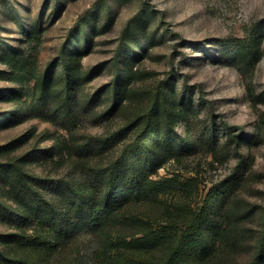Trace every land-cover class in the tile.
<instances>
[{
    "label": "rangeland",
    "instance_id": "1",
    "mask_svg": "<svg viewBox=\"0 0 264 264\" xmlns=\"http://www.w3.org/2000/svg\"><path fill=\"white\" fill-rule=\"evenodd\" d=\"M134 20L138 23L133 37L142 48H135L131 55L141 56L134 61L141 76L130 87L133 93L124 105L111 112L107 92L115 79L120 40ZM81 24L84 28L79 29ZM77 33L81 47L88 49L82 51L86 54L82 71L92 76L72 92L78 115L74 145L91 147L99 141L97 137L115 134L145 111L166 83L174 86L185 111L180 132L191 150L179 163L166 162L152 178L198 177L192 196L164 199L193 211L211 199L214 189L231 181L224 211L232 212L231 223L241 232V242L226 250L219 262L206 264L251 262L264 222V0H0V55L19 49L31 56L38 73L59 69L60 58ZM256 35L258 60L230 62L232 49ZM0 72H10L9 67L0 62ZM62 84L57 81L56 87ZM33 85L0 79V90L17 88L26 95L20 104L0 100V119L15 112L9 124L0 127V146L27 137L13 156L41 154L55 145L56 138H68L63 129L45 120L62 97L58 94L48 107L35 106L39 112L33 113ZM120 150L109 142L97 146L94 154L98 161L113 163ZM143 154L137 155L141 163ZM26 168L41 177L40 187L48 197L58 185L77 178L70 165H55L49 158ZM149 212L159 214L157 209ZM8 232L0 224V233ZM82 237L78 244L84 259L95 242L91 235ZM69 251L63 254V263L71 260Z\"/></svg>",
    "mask_w": 264,
    "mask_h": 264
},
{
    "label": "trees",
    "instance_id": "2",
    "mask_svg": "<svg viewBox=\"0 0 264 264\" xmlns=\"http://www.w3.org/2000/svg\"><path fill=\"white\" fill-rule=\"evenodd\" d=\"M137 23V20L131 21L120 40L119 59L114 64L115 79L107 92L111 112L124 105L133 93L130 87L141 76L134 69V61L141 56L131 55L135 48H142L134 38ZM81 28H84L82 24ZM74 38L61 56L57 71L50 67L45 73H38L32 66L31 56L16 48L0 55V62L10 70L0 72L1 80L22 86L34 83L33 113L39 112L35 106L48 107L47 103L58 94L62 97L61 104L51 109L45 120L68 135V138H56L55 145L39 155L13 156L27 137L0 146V224L9 230L0 233V264H66L62 256L69 250L72 256L67 264L219 262L226 250L241 242V232L231 223L232 212L224 211L231 181L214 189L211 199L193 211L191 207L166 203L164 199L172 195L179 199L192 196L198 188V177L152 178L166 162L179 163L191 150V143L180 132L185 111L174 86L166 83L150 99L148 108L115 134L97 137L99 141L91 147L74 145L78 115L72 92L92 76L85 75L81 65V59L86 56L82 51L88 49L81 47L80 33ZM257 42L256 35L234 47L229 61L256 62ZM57 81L63 83L60 89L56 87ZM1 92L4 97L0 100L16 104L26 97L22 89ZM14 114V111L5 113L0 127L7 126ZM109 142L121 147V154L113 163L98 161L95 148ZM142 152L141 163L137 155ZM46 158L55 165L68 164L77 173L75 180L58 185L52 197L43 193L41 177L26 168ZM242 166L238 168L239 174L243 173ZM152 209H157L159 214L149 212ZM83 235H91L95 242L94 250L84 259L81 243L78 244ZM247 264H264V222L257 253Z\"/></svg>",
    "mask_w": 264,
    "mask_h": 264
}]
</instances>
